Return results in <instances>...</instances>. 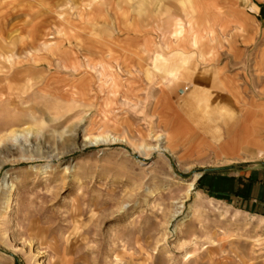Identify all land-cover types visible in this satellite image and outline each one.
<instances>
[{"label": "rangeland", "instance_id": "374dc122", "mask_svg": "<svg viewBox=\"0 0 264 264\" xmlns=\"http://www.w3.org/2000/svg\"><path fill=\"white\" fill-rule=\"evenodd\" d=\"M201 84L264 154V0H0V264H264V215L195 185L242 142L189 153Z\"/></svg>", "mask_w": 264, "mask_h": 264}, {"label": "crops", "instance_id": "0c3cea01", "mask_svg": "<svg viewBox=\"0 0 264 264\" xmlns=\"http://www.w3.org/2000/svg\"><path fill=\"white\" fill-rule=\"evenodd\" d=\"M186 56L182 54L180 57L184 59ZM163 57L160 60L164 59ZM170 58H174L173 54ZM175 68L180 67L174 66L171 73ZM201 85L198 88L193 85L192 88H179L178 98L173 101L176 117L195 137L189 146V150L192 147L189 153L202 152L200 145L218 149L219 145L234 139L238 141V138L242 137V142L238 155L227 158L219 155L221 160H230L226 165L202 167L195 185L219 194L231 206L243 209L245 213L262 216L264 154L255 146V110L251 107L243 111L239 109L231 94L217 93ZM221 148L228 153L227 145Z\"/></svg>", "mask_w": 264, "mask_h": 264}, {"label": "bare ground", "instance_id": "6f19581e", "mask_svg": "<svg viewBox=\"0 0 264 264\" xmlns=\"http://www.w3.org/2000/svg\"><path fill=\"white\" fill-rule=\"evenodd\" d=\"M156 139H157V138H156ZM160 139H161V138H160ZM101 140H103V139H101ZM96 141H99V139H96ZM158 144H159V143H158ZM159 147H160V146L157 145V146H155L154 149H155V150H158V149H160ZM166 150H167L166 148H162V149H160V151H166ZM231 152H232V150L228 149V153H231ZM192 186H193V184L190 183L188 189H189V188H192Z\"/></svg>", "mask_w": 264, "mask_h": 264}]
</instances>
